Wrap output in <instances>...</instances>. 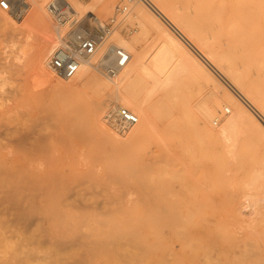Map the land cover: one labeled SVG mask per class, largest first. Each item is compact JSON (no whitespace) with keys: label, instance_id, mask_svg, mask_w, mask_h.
I'll list each match as a JSON object with an SVG mask.
<instances>
[{"label":"rangeland","instance_id":"1","mask_svg":"<svg viewBox=\"0 0 264 264\" xmlns=\"http://www.w3.org/2000/svg\"><path fill=\"white\" fill-rule=\"evenodd\" d=\"M151 1L47 0L42 8L40 0H0V264H264V127L248 120L228 142L203 131L237 109L224 100L227 89L264 126V0H203L200 17L202 0H165L227 49L249 99ZM50 2L77 21L92 13L107 21L128 5L97 58L116 33L148 51L156 32L142 29L141 14L160 13L219 85L188 70L149 95L145 78L117 84L92 66L88 84L68 81L51 70L52 55L41 63L39 49L47 40L75 44L92 27L57 25ZM124 88L137 99L122 101ZM212 97L222 103L206 120L201 111ZM145 98L154 124L141 135L132 136L140 119L126 132L106 124L108 111L122 105L137 114ZM95 107L104 134L91 123Z\"/></svg>","mask_w":264,"mask_h":264},{"label":"bare ground","instance_id":"2","mask_svg":"<svg viewBox=\"0 0 264 264\" xmlns=\"http://www.w3.org/2000/svg\"><path fill=\"white\" fill-rule=\"evenodd\" d=\"M46 1L47 0H40V5L42 8H46L44 7ZM180 1L181 0H178L177 3ZM151 2H156L155 4L158 7L156 9L157 10L159 9L160 12H162L165 15V17L170 21L169 23L170 25L172 24V26H174L175 28H177V30L183 33L184 36L189 41H191L192 43H197L194 45H198L199 48L197 47V49L200 52H202L201 50H203L204 51L203 54L206 53L204 55L209 61L214 62V63L216 62L218 65H220L218 66L220 67V69L226 68L227 72L225 71L224 72L226 73V75H228V77L231 78L233 85L234 86L236 85L238 89L240 87L241 90L245 92L244 94L245 97L247 96L246 98L248 97L250 98L251 92L248 91V89L247 91L243 89L245 80L243 79L240 70H238L237 68H233V66H231L232 64L228 63L227 49H224L221 45L212 44L209 41V39L203 35L201 29L197 27V25H193V24L191 25L192 21L190 23V19L184 16L183 13L181 14L179 12V8L175 6L174 3H171V2L167 3L165 0H154ZM195 6L199 9L196 12V15L198 17H200L202 14L204 15L207 12L204 10L205 6H203V0L201 2L195 3ZM159 14L158 15L156 14V16H149L147 14H141L142 29L144 31H147L150 27L153 28L156 32V38H157L156 39L157 44H154L153 47L150 48L148 51L146 50V52L137 50L134 45L135 43L134 44L130 43L124 37L116 33L117 41H114L112 43L114 45H118V46L125 48L130 53V60L128 61L129 65L127 63L125 68L123 67L119 71V73L115 74L114 76H111V77H117V81L115 82L117 84L128 82L131 80L133 82L134 77L145 78L148 83V89L150 92L149 95H151L152 93L158 90L169 89L170 86H172L173 84L177 82L182 72L190 70L196 73L195 78L200 83L202 79L203 82L207 83L208 85L209 83L214 86L219 85L218 79L211 72V70L204 64V62L201 59L195 56L187 48L186 44L179 37V32L176 31V34L174 35L171 32H169L168 28H166L167 25L165 26L164 24L165 22L163 21L162 17ZM43 25L45 26L44 30H46L48 24L44 21ZM223 34L226 35L227 34L226 31L223 32ZM47 41L48 42L43 43V45L40 47L39 52H38L41 63L43 64H45L46 60H48L50 56L54 53V51L56 50L55 49L56 45L58 46V44L55 42H52L50 40H47ZM99 48L100 47L98 46L95 54L88 56L81 61L78 72L72 78H68V81H75L78 77L81 76L80 78L81 81H83L84 84H88L90 80L95 79V77L93 78V77L88 76V72H89V68L91 66L95 67L94 66L95 63H97L100 60V58H97L98 57L97 55L99 53ZM110 53L111 51L107 52V54L105 53L104 54L105 58L108 57ZM226 63H227V67L224 65ZM53 81L58 87L62 86V84L57 82L56 80H53ZM215 90H216V87H215ZM119 96L121 100L124 102L135 101L137 99L136 97H138L130 88H126V89L124 88L123 92ZM224 100L234 104L237 107V109L233 111V114H231L228 118H224L223 124L221 125V127H218L216 131H213L207 125H204L203 131L205 132V135H208L209 137H213V138L215 137V139H218L223 142H226V141L228 142L232 140L237 129L240 128L242 125L246 124L248 120L255 121L257 125L261 128L264 127L259 121H257L254 118V116L252 115L253 113H249V111L246 110L247 108L246 109L244 108L243 104H241L242 103L241 100L231 90L227 89ZM221 103L222 101L220 98L215 97L212 100H210L203 107V110L201 111L202 118L208 120L214 116H217L215 115V110H217L218 106ZM123 107H126V106H123ZM225 108H228L229 111L231 112L230 107H225ZM135 110L137 114H135L133 111L132 112L138 117V120L140 119V121H139V124L136 123L137 127L133 129L132 136L137 137L141 135L144 129L151 128L153 126L152 124H154V121H153V108L151 104L148 103V98L141 100L139 103V106ZM90 119H91V123L94 129L104 134V130L102 127V121H101V114H100V110L98 107H95L94 109H92L91 114H90ZM216 123H218V119ZM133 127L129 128L126 131H129ZM263 133H264V128H263ZM248 206L252 207L254 206V204L252 203V205H248ZM253 208H256V207H253ZM101 264H102V261H101Z\"/></svg>","mask_w":264,"mask_h":264},{"label":"built area","instance_id":"3","mask_svg":"<svg viewBox=\"0 0 264 264\" xmlns=\"http://www.w3.org/2000/svg\"><path fill=\"white\" fill-rule=\"evenodd\" d=\"M47 11L51 19L59 26L69 24L70 31L82 28L85 21L91 25V29L83 32L82 38L75 44H67L66 47H58L50 58V68L58 76L68 79L75 76L80 68L81 61L95 54L98 46L100 49L110 39L114 31L118 28L123 18L130 12L128 5L116 9L115 14L107 21L100 20L94 14H87L78 21L75 13L67 9L60 8L55 2L47 5ZM110 55L101 57L95 63V68L102 73L114 76L125 67L130 60V53L123 47L110 43L107 52ZM226 113L230 112L228 108ZM108 126L119 132H125L138 122V117L128 108L118 105L108 111L104 116Z\"/></svg>","mask_w":264,"mask_h":264}]
</instances>
